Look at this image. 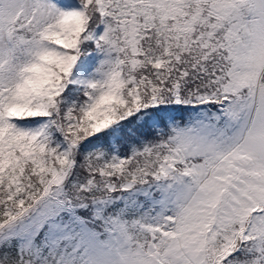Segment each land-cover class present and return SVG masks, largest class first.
Segmentation results:
<instances>
[{
    "label": "snow or ice",
    "instance_id": "6c2138e0",
    "mask_svg": "<svg viewBox=\"0 0 264 264\" xmlns=\"http://www.w3.org/2000/svg\"><path fill=\"white\" fill-rule=\"evenodd\" d=\"M0 264H264V0H0Z\"/></svg>",
    "mask_w": 264,
    "mask_h": 264
}]
</instances>
